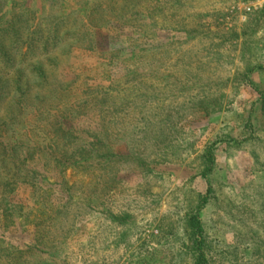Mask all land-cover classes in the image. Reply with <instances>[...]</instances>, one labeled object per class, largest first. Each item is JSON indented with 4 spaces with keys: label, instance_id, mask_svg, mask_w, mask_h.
I'll return each mask as SVG.
<instances>
[{
    "label": "rangeland",
    "instance_id": "obj_1",
    "mask_svg": "<svg viewBox=\"0 0 264 264\" xmlns=\"http://www.w3.org/2000/svg\"><path fill=\"white\" fill-rule=\"evenodd\" d=\"M142 2L152 19L126 18L146 28L90 29L96 48L63 61L82 100L101 86L112 101L63 123L89 150L67 185L47 174L53 191L19 186L13 202L43 220L3 227L0 214V264H193L201 251L205 264H264V0ZM11 3L0 0L2 26ZM27 3L45 14L86 2Z\"/></svg>",
    "mask_w": 264,
    "mask_h": 264
},
{
    "label": "trees",
    "instance_id": "obj_2",
    "mask_svg": "<svg viewBox=\"0 0 264 264\" xmlns=\"http://www.w3.org/2000/svg\"><path fill=\"white\" fill-rule=\"evenodd\" d=\"M9 1L12 3L8 24H0V214L3 227H8L17 218L26 224L34 219L43 220L41 213L29 219L33 213L31 209L37 206L13 202L17 189L24 185L35 196L53 191L58 184L50 189L42 186L46 183L47 174L61 186L67 185L68 169L75 163L76 166L82 165L80 161L87 159L89 150L84 146L77 147L74 143L75 128L66 127L63 123L73 121L79 113L86 111L88 103L92 104L90 108L103 109L112 101L110 92H102L104 87L101 86L87 88L96 95H92L91 100H82L73 91V81L68 73L70 68L65 72L63 61L76 47L92 51L96 48L97 42L89 33L90 29L96 33L119 25L133 31L135 28H146L147 24L143 21L136 23L135 19L126 18L128 15L152 19L142 0H134L131 4L130 0H121L123 4L119 0H85L86 3L76 10L56 13L50 8L45 14H37L27 0ZM55 2L51 3L52 7H56ZM79 2L82 0H76V3ZM88 2L91 3L89 6ZM152 25L150 21L148 26ZM161 28L168 26L163 24ZM113 41L105 40L104 47L114 46ZM101 93L102 96L98 97L97 94ZM125 103L121 102L113 109L124 107ZM211 104L207 102L204 107ZM261 107L264 111L263 94ZM28 132L33 140L24 137ZM40 133H47L46 138H40ZM210 160L211 156L207 163ZM38 162L45 174L37 169ZM60 190L65 191L66 188ZM189 223L193 233H202L196 214L189 218ZM21 252L17 250L15 253ZM7 263L10 264V261ZM193 264H205L202 251Z\"/></svg>",
    "mask_w": 264,
    "mask_h": 264
}]
</instances>
